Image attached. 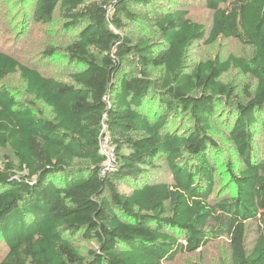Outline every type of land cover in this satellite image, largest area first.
<instances>
[{
    "label": "trees",
    "instance_id": "16d2710c",
    "mask_svg": "<svg viewBox=\"0 0 264 264\" xmlns=\"http://www.w3.org/2000/svg\"><path fill=\"white\" fill-rule=\"evenodd\" d=\"M192 1L0 0V264H264V0Z\"/></svg>",
    "mask_w": 264,
    "mask_h": 264
},
{
    "label": "rangeland",
    "instance_id": "374dc122",
    "mask_svg": "<svg viewBox=\"0 0 264 264\" xmlns=\"http://www.w3.org/2000/svg\"><path fill=\"white\" fill-rule=\"evenodd\" d=\"M185 1V0H181ZM197 1V2H196ZM192 1L194 2L193 7L190 9V17L198 22L205 24L207 27H210L212 22V12L208 9L202 8L199 3L200 0ZM191 2V3H192ZM4 10L7 11L9 5L4 6ZM0 27H5L2 30L3 37L0 39V46L3 39H5L9 33L6 30L7 25L1 20ZM50 26L39 25V27L35 28L34 34L27 41V45L23 50L22 54L25 58L29 56L35 55L34 53L40 51L42 49V45L44 42H47L51 37L52 31L50 30ZM243 48L236 41H229L225 39H221L219 43L213 47L208 46H199L195 47L194 53L198 54L201 52V55H215V54H223L226 55L229 52H235L237 54H241L243 52ZM201 57V56H200ZM232 74L230 75V77ZM13 86L19 84V80H14ZM259 144L264 148V141L259 139ZM210 249L203 253L202 255H185L179 254L177 258L173 261L166 262L165 264H229L228 258V247L226 239L217 242L214 245L209 247Z\"/></svg>",
    "mask_w": 264,
    "mask_h": 264
},
{
    "label": "built area",
    "instance_id": "2783aa9c",
    "mask_svg": "<svg viewBox=\"0 0 264 264\" xmlns=\"http://www.w3.org/2000/svg\"><path fill=\"white\" fill-rule=\"evenodd\" d=\"M100 149L106 157L103 173H106L107 171H114L116 168L117 155L115 148L110 143V137L106 134L105 128L104 134L100 139Z\"/></svg>",
    "mask_w": 264,
    "mask_h": 264
}]
</instances>
